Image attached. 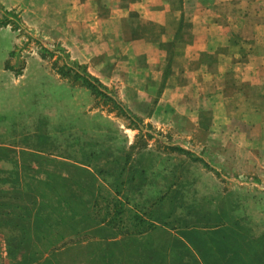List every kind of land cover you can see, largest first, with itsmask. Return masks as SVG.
I'll return each mask as SVG.
<instances>
[{
    "label": "crops",
    "instance_id": "obj_1",
    "mask_svg": "<svg viewBox=\"0 0 264 264\" xmlns=\"http://www.w3.org/2000/svg\"><path fill=\"white\" fill-rule=\"evenodd\" d=\"M72 3L78 7L79 27L77 39L70 37V40H77L79 45L76 52L69 43L68 50L70 55L77 56L78 65L106 89L114 86L116 100L139 119L146 117V113H132L128 105H150L154 94L147 90L153 85L160 87L157 110L174 107L177 113L184 114L183 106L198 99V109L193 110L194 125L200 130V119L210 122V128L205 131L207 148H222L226 154L224 160H228L227 153L232 154V164L228 167L236 170L234 173L240 181L251 176L264 185V0H75ZM64 41H68L66 37ZM171 56L175 59V69L174 74L168 75ZM189 90L192 96L188 95ZM123 91L128 94L122 98ZM10 98L16 99L9 97L2 101L0 85L1 235L12 233V227L21 225L22 216L29 213L32 216L33 206L37 209L40 202L39 194L52 193L60 183L70 184V194L82 196L86 203L100 190L97 198L100 205L104 198L122 203L127 200L125 209L132 215L144 214V208L151 207L156 196L152 198L149 190L144 192L145 173L141 165L134 169V163H128L124 157H108L106 154L116 152L112 146H88L79 139L70 140L71 127L66 122L63 126L56 125L57 134L49 132L57 124L54 116L58 114L54 113L51 119L45 114L38 116L35 114L38 104L12 103ZM233 122H238V127ZM222 124L225 126L219 128ZM60 133L68 139L65 147L56 150L55 135ZM76 153L100 157L93 160V155L84 160ZM105 166H112L108 175L99 173ZM64 194L69 198V194ZM256 197L260 206L255 217H261L256 221L263 226L253 231L239 226L234 233H238V240L242 239L244 244L246 240L260 242L264 233V192ZM49 199L52 198L46 200ZM203 230L198 242L190 243V264L245 263L243 257L232 261L234 258L224 253V243L232 239L226 227ZM119 232V228L114 232L115 240L120 238Z\"/></svg>",
    "mask_w": 264,
    "mask_h": 264
},
{
    "label": "rangeland",
    "instance_id": "obj_2",
    "mask_svg": "<svg viewBox=\"0 0 264 264\" xmlns=\"http://www.w3.org/2000/svg\"><path fill=\"white\" fill-rule=\"evenodd\" d=\"M73 1L0 0L2 101L16 97L14 101L10 98V102H34L39 107L36 115L45 114L49 119L54 113L59 115L54 116L58 122L49 132L57 134L56 125L63 126L66 122L71 127L70 140L79 139L81 144L87 145L96 142L99 147L112 146L117 152L111 154L113 157L127 158L128 163H134V169L141 165L145 173V194L149 190L152 198H157V194L165 193L170 203L161 207L171 217L166 227L160 225V229L143 235H121L112 243H84V246L71 248L70 252L53 257L48 252L38 259V264H190V243L198 242L197 237L204 232L203 229L226 227L229 236H233L239 226L252 231L263 226L256 221L261 217H255V211L258 204L260 206L256 196L264 192V185L261 186L251 176L240 181L234 173L236 170L228 167L232 164L233 155L227 153L228 160H224L226 154L222 148H207L204 143L205 131L210 128V122L200 119V130L194 125L196 114L193 110L198 109V99L193 104L183 106V110H186L184 114L177 113L174 107L165 106L164 110H157L156 98L160 87L153 85L152 89L147 90L154 94L150 105H128L132 113H146V117L138 118L142 128V131H138L111 103L95 99L72 73L68 75L64 65L78 64L77 56L73 57L68 50L69 43L76 52L79 45L77 40H72L77 39L79 27L78 7L77 4L73 6ZM4 13L13 14L19 23L15 24L12 20L6 23ZM174 60V56L169 58L168 75L174 74ZM107 90L115 96L114 86ZM127 94V91H123L122 98ZM189 94L192 96L191 90ZM118 102L127 110L126 105ZM233 123L238 127V122ZM224 126L222 124L219 128ZM149 134L153 136L152 139L148 137ZM55 136L56 150L65 147L68 138L61 133ZM166 144L188 149L205 162L194 161L187 154L167 148ZM201 144L204 147L199 148ZM233 154L238 158L237 153ZM51 203L49 201L50 207ZM150 208H144L143 212H150ZM77 212H80L79 209ZM126 212L125 221L129 223L132 213L127 209ZM42 223L43 219H33V224L29 226L33 236L43 229ZM127 226L131 228L129 224ZM47 234L50 236L49 232ZM6 237V233L0 234V264H14L18 259L6 249ZM263 238L264 233L259 243L251 244L258 250L255 256L264 253ZM49 241L55 243L56 238L49 237ZM245 242L249 247L250 241ZM38 245L45 246V243L39 240ZM30 251L37 253V247L23 250V253L28 255Z\"/></svg>",
    "mask_w": 264,
    "mask_h": 264
},
{
    "label": "trees",
    "instance_id": "obj_3",
    "mask_svg": "<svg viewBox=\"0 0 264 264\" xmlns=\"http://www.w3.org/2000/svg\"><path fill=\"white\" fill-rule=\"evenodd\" d=\"M4 16L6 17V23L9 22V20H12L15 24L19 23L16 17L11 13H4ZM64 69L68 75L72 73L73 77H75L82 86L87 88L95 99L111 103L113 108L118 111L122 117L130 121L131 125H134V129L142 131V128L140 127V120L125 110V108L116 100L114 94L109 93L108 90L98 82V80L90 76L83 66L78 64L68 66L65 64ZM148 137L151 139L153 138L150 134ZM90 144L98 145L96 142ZM90 144H88V146ZM166 147H170L177 152L187 154L194 161L197 160L205 162L201 156L196 155L194 152L184 149L179 145L173 144L169 146L167 145ZM75 155H81L84 160L88 156L93 157V155V160H98L100 157L99 155H95L93 153H76ZM106 155L109 157L111 154ZM124 160L127 161V158L125 159L124 157ZM111 168L112 166H105L99 173L108 175ZM69 190L70 184L64 186L63 183H60L54 187V190H51L52 193L47 195L44 191L39 194L40 202L38 203L37 209L33 206L32 216H30V213L29 215L22 216L21 225L15 226V229H20V232H15L16 230L12 227L11 230L14 231L12 233H6V249L10 250V254L13 256L16 255L15 257L18 259V262L14 264H38V259L45 256L48 252V254L53 257L55 255H60L63 252H70L71 248L84 246V243L94 244L115 242L116 238H114V232H116L118 228L121 229L122 232H120L121 234H118V236L128 234V236L132 237L133 234L143 235L148 232L158 230L160 229V225H163V227L169 225L168 218L171 217V214L163 212L161 207L164 204L170 203H168V198L165 193H162V195H159L151 202V208L149 206L150 212H145L144 214L141 213V215L135 212V214L130 217L129 223H127L125 221V215L127 213L125 206L126 203H128L126 202L127 200L122 203L112 198L111 200L104 198L105 202L102 206L97 201V198H100V190H98L94 199L88 203L81 199L82 196L78 198L76 197L77 194H74L73 197ZM64 193L69 194V198H66ZM117 193L120 194V191L117 190ZM47 197L52 199L46 200ZM49 201L52 202L51 207ZM78 209L80 212H77ZM39 218L43 219V229L41 228L40 233L38 231L35 232L36 235L33 236L31 230H29V226L33 224V219ZM126 223L129 224L131 228L126 226ZM35 224H37V222H35ZM52 226L56 229L51 228ZM48 232L50 236H48ZM49 237L56 238V242L51 243L49 241ZM229 237L232 239L224 243V253H227V256L234 258L232 261L235 260V258L243 257L245 258L244 264H264V253H258L255 256L254 254L257 253L258 250L251 245L259 242H253V240H251L248 243V247L246 245L247 242L244 244L242 239L238 240L237 234L233 233V236ZM39 240L43 241L45 246H37ZM35 247H37V253L36 251H30V254L28 255L23 253V250L28 248L33 249ZM263 249L264 246L262 245V250Z\"/></svg>",
    "mask_w": 264,
    "mask_h": 264
}]
</instances>
